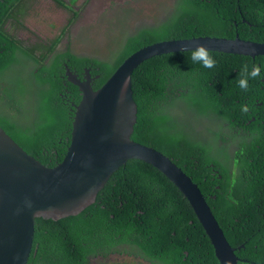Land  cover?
<instances>
[{
	"label": "trees",
	"instance_id": "1",
	"mask_svg": "<svg viewBox=\"0 0 264 264\" xmlns=\"http://www.w3.org/2000/svg\"><path fill=\"white\" fill-rule=\"evenodd\" d=\"M29 1V0H26ZM25 0H0V84L25 59L37 97L27 121L21 115L0 117L5 132L29 156L47 168L63 161L72 129L79 89L65 78V66L82 77L90 69L100 89L137 50L170 40L194 37L235 38L264 43V0H173L170 15L150 26H137L113 64L53 51L67 35L69 23L49 45L25 46L15 33L25 30ZM57 1V0H56ZM75 0H71L74 3ZM71 10L72 8L69 7ZM44 50L43 54L38 52ZM214 67L193 63L180 52L142 64L132 76L137 120L131 139L152 147L192 179L240 264H264V57L211 52ZM260 65V75L239 81ZM66 79V78H65ZM23 87L2 89L12 110ZM174 107L191 112L186 117ZM220 120L231 130H217ZM209 125L210 144L195 131ZM234 144L235 150L227 152ZM237 220L238 222H236ZM154 264H218L204 230L176 185L155 167L130 160L113 174L95 204L57 222L35 220L33 248L27 264H93L125 255V249ZM188 253V256H185Z\"/></svg>",
	"mask_w": 264,
	"mask_h": 264
},
{
	"label": "water",
	"instance_id": "2",
	"mask_svg": "<svg viewBox=\"0 0 264 264\" xmlns=\"http://www.w3.org/2000/svg\"><path fill=\"white\" fill-rule=\"evenodd\" d=\"M196 44L216 52L236 51L237 55L264 57V45L239 40L196 38L156 43L129 59L96 93L89 88L90 78L83 81L73 77L66 66L67 82L82 95L65 156L59 167L52 170L24 153L0 127V264H26L34 220L57 222L81 213L95 203L108 180L129 160L145 162L178 184L204 228L219 264H238L196 186L170 158L130 139L136 115L132 72L142 63L191 51Z\"/></svg>",
	"mask_w": 264,
	"mask_h": 264
},
{
	"label": "rangeland",
	"instance_id": "3",
	"mask_svg": "<svg viewBox=\"0 0 264 264\" xmlns=\"http://www.w3.org/2000/svg\"><path fill=\"white\" fill-rule=\"evenodd\" d=\"M34 1L39 2L32 5L22 21L25 30L15 33L25 46H33L44 41L49 44L52 39L62 33V30L64 31L67 20L71 16V11L58 8L51 0ZM77 6L79 8L84 6L80 10V18L71 28H68V33L57 50L64 51L70 44L69 48L76 56L111 61L110 64H112L117 60L118 52H122L127 39L137 31V26H150L166 18L174 7V1L77 0V3L75 2L73 5L74 9ZM32 69V60L25 59L5 75L2 84H0V117L21 115L25 121L29 119V109L34 104V100L30 96L37 97L33 84L28 83V80L31 79ZM10 85L25 88L22 91L23 95L19 97L21 102L17 107L14 106L15 109H20L19 111L12 110L13 106H10V101L6 97L1 98L2 89ZM172 111L179 117L191 114V112H184L180 107H174ZM195 124V131L203 136L206 135L205 138L210 141V144L219 147L227 146L222 143L221 139L215 141L211 138L212 133L208 131L209 125L205 128L206 123L203 121H196ZM217 127V130H221L225 136L232 133L229 132L231 130L222 120ZM234 150V144L230 146L228 144L227 152ZM125 251V255L111 257L108 261L97 260L93 264H154L137 256L135 250L131 251L126 248Z\"/></svg>",
	"mask_w": 264,
	"mask_h": 264
},
{
	"label": "bare ground",
	"instance_id": "4",
	"mask_svg": "<svg viewBox=\"0 0 264 264\" xmlns=\"http://www.w3.org/2000/svg\"><path fill=\"white\" fill-rule=\"evenodd\" d=\"M53 1H56V0H53ZM87 1V0H86ZM85 6H86V4H85ZM84 7V6H83ZM83 7L82 8H79V10H77V12H76V16L74 17L73 16V12L75 11V10H70L71 11V27L74 25V23L76 22V20L77 19H79L80 18V10H82L83 9ZM173 11V9L171 10V12ZM69 12V11H68ZM171 12H170V14H171ZM169 14V15H170ZM74 22V23H73ZM68 25V24H67ZM70 27V28H71ZM70 31V30H69ZM60 34H62V33H60ZM60 34L58 35V36H60ZM57 36V37H58ZM56 37V38H57ZM55 38V39H56ZM196 38H209V39H217V40H223V41H231V42H236L237 40H239V41H243V42H250V43H254V44H258V45H264V43H258V42H254V41H250V40H245V39H242L241 37H240V35L239 34H237L236 35V37L235 38H232V39H229V38H222V37H194V38H186V39H196ZM55 39H52V40H55ZM178 40H180V39H178ZM170 41H172V40H170ZM166 42H169V41H166ZM41 43H43V44H47V43H45V41L44 42H41ZM50 44V43H49ZM49 44H47V45H49ZM144 49H146V47H144V48H141V49H139V50H137L136 52H134V54L130 57V58H128L124 63H123V65L115 72V74L107 81V83L106 84H108L109 83V81L117 74V72L124 66V64L129 60V59H131L134 55H136V54H138V52H140V51H142V50H144ZM184 52H191V51H184ZM211 52H216V51H211ZM178 54H180V52H178ZM216 54H222V55H228V56H239V57H251V56H243V55H237L236 54V51H220V52H216ZM172 55V54H171ZM83 58H89V57H84V56H82ZM257 57H259V56H255V57H251V58H253V59H256ZM90 59H94V58H90ZM95 60H97V59H95ZM98 61H100V62H103V63H109L110 64V62L111 61H101V60H98ZM113 64V63H112ZM142 64H145V63H142ZM141 64V65H142ZM140 65V66H141ZM259 65V64H258ZM140 66H138L133 72H132V74H131V92H132V76H133V73L140 67ZM258 68H259V66H257ZM71 73V75L73 76V77H76V78H78V79H80L77 75H75V74H73L72 72H70ZM88 78H90V82H89V88H91V90L94 92V93H96V92H98V91H100L106 84H104L100 89H98V90H95L94 88H93V83L96 81V80H98V79H100V77L99 76H97V77H95V78H93L92 77V74H91V72H90V69H88V70H85V72H84V77H83V81H85V80H87ZM81 80V79H80ZM79 92H80V90H79ZM80 95H82L81 94V92H80ZM132 101H133V103H134V105H135V107H136V115H135V123H136V120H137V106H136V104H135V102H134V100H133V93H132ZM78 105V104H77ZM77 105H74L73 104V107H74V115H73V119H72V126H73V121H74V116H75V112H76V108H77ZM134 123V124H135ZM0 127L2 128V126L0 125ZM2 130L5 132V130L2 128ZM72 130V129H71ZM133 130H134V126H133V129H132V133H133ZM6 133V132H5ZM132 133H131V135H132ZM7 134V133H6ZM8 135V134H7ZM131 135H130V139H131ZM9 136V135H8ZM10 137V136H9ZM11 138V137H10ZM12 139V138H11ZM13 140V139H12ZM132 140V139H131ZM14 141V140H13ZM133 141V140H132ZM14 143H15V141H14ZM134 143H135V141H134ZM16 144V143H15ZM136 144H138V143H136ZM17 145V144H16ZM140 145V144H139ZM18 146V145H17ZM142 146H144V145H142ZM19 147V146H18ZM145 147H147V146H145ZM20 148V147H19ZM148 148H152V147H148ZM22 151H23V149L22 148H20ZM152 149H154V148H152ZM154 150H156V149H154ZM156 151H158V150H156ZM24 153H26L25 151H23ZM159 153H161L160 151H158ZM27 154V153H26ZM162 155H164L163 153H161ZM28 155V154H27ZM29 156V155H28ZM165 157H167L166 155H164ZM31 157V156H30ZM31 158H33V157H31ZM34 159V158H33ZM35 160V159H34ZM36 162H38L37 160H35ZM130 161V160H129ZM139 161V160H138ZM128 162V161H127ZM126 162V163H127ZM41 166H43L40 162H38ZM60 165V164H59ZM59 165L58 166H56L55 168H58L59 167ZM175 165V167L183 174V175H185L186 177H187V179L190 181V183L192 184V185H194V186H196V188H197V190L199 191V193H200V195H201V197L203 198V200H204V202H205V205H206V208H207V210H208V212H209V214L211 215V217H212V219H213V221L215 222V224H216V226L218 227V229L221 231V233H222V235H223V237H224V240L226 241V243L228 244V242H227V240H226V238H225V235H224V228L222 229L221 228V226H220V224L217 222V220H216V218L214 217V215H213V213H212V211H211V208L209 207V205H208V203L206 202V199L203 197V195L201 194V192H200V190L198 189V186L196 185V184H194L193 183V181H192V179L191 178H189L188 177V175L183 171V169L182 168H180V167H178L176 164H174ZM125 166V165H124ZM45 169H49V170H52V169H55V168H47V167H45V166H43ZM123 167V166H122ZM121 167V168H122ZM119 170V169H118ZM117 170V171H118ZM158 170V169H157ZM116 171V172H117ZM115 172V173H116ZM162 173V172H161ZM165 175V174H164ZM113 176V175H112ZM166 176V175H165ZM167 177V176H166ZM168 178V177H167ZM111 179V178H110ZM109 179V180H110ZM171 182H173L170 178H168ZM109 180H108V182H109ZM107 182V183H108ZM107 183L105 184V187H106V185H107ZM175 185H176V187L180 190V188H179V186H178V184H176L175 182H173ZM104 187V188H105ZM103 188V189H104ZM103 189H102V191H103ZM101 192V191H100ZM180 192L183 194V192L180 190ZM99 195V194H98ZM184 195V194H183ZM97 198H98V196H97ZM97 198H96V201H97ZM96 201H95V203H96ZM95 203H93V204H95ZM93 204H91L90 206H92ZM190 205V204H189ZM89 206V207H90ZM89 207H87V208H89ZM190 207L192 208V210H193V207H192V205H190ZM86 208V209H87ZM85 209V210H86ZM84 211V210H83ZM82 211V212H83ZM81 212V213H82ZM81 213H79V214H81ZM79 214H77V215H79ZM77 215H73V216H69V217H74V216H77ZM66 218H68V217H66ZM36 219H39V218H36ZM35 219V220H36ZM65 219V218H64ZM35 220H34V234H35ZM236 222H238L237 220H235ZM198 222H199V220H198ZM199 224L201 225V223L199 222ZM201 227H202V225H201ZM202 229L204 230V228L202 227ZM204 233H205V230H204ZM205 236H206V234H205ZM207 237V236H206ZM33 239H34V235H33ZM33 239H32V247H31V252H32V248H33ZM208 239V238H207ZM209 240V239H208ZM209 243H210V245H211V247H212V249H213V253H214V248H213V246H212V244H211V242L209 241ZM228 246H229V244H228ZM230 247V246H229ZM244 247V246H243ZM241 248V247H240ZM239 248V249H240ZM245 248V247H244ZM243 248V249H244ZM230 249L232 250V251H234V253H235V256H236V252H238V251H241V250H243V249H240V250H235V249H232L231 247H230ZM31 252H30V255H31ZM30 255H29V258H30ZM185 256L187 257L188 256V253H185ZM214 257H215V254H214ZM237 257V256H236ZM29 258H28V260H29ZM215 259H216V257H215ZM237 259L239 260V262H238V264H240V259L237 257ZM28 260H27V263H28ZM216 261H217V259H216ZM218 262V261H217ZM26 263V264H27ZM218 264H219V262H218Z\"/></svg>",
	"mask_w": 264,
	"mask_h": 264
},
{
	"label": "clouds",
	"instance_id": "5",
	"mask_svg": "<svg viewBox=\"0 0 264 264\" xmlns=\"http://www.w3.org/2000/svg\"><path fill=\"white\" fill-rule=\"evenodd\" d=\"M60 36H58L57 38H59ZM64 37L62 38V41H63ZM62 41L60 43H62ZM38 45H40V44H38ZM59 45L57 46V48L59 47ZM57 48L55 49V51H53V54H57V52H65L67 50V48H66V50H64V51H58ZM181 51H183V49H181ZM39 52H40V54H42V52H44V50H39ZM74 56H76V55H74ZM78 57L80 58V56H78ZM191 60H192L193 63H200L205 68H212V67H214V65L216 63V61L214 60V58H213V56L211 54V50L208 49L207 47H205L202 44H196L194 46V48H192V50H191ZM65 68H66V66H65ZM244 73H245V78L244 79H241L239 81V86L241 88H245L246 89L247 88V78L249 76L250 77H257V76H259L260 75V69L258 67L257 68H253V70L249 73L247 67L245 66ZM64 80L67 81V79H65V78H64ZM4 88H6V87H4ZM193 214H194V212H193ZM194 216H195V214H194ZM195 218H196V216H195Z\"/></svg>",
	"mask_w": 264,
	"mask_h": 264
},
{
	"label": "flooded vegetation",
	"instance_id": "6",
	"mask_svg": "<svg viewBox=\"0 0 264 264\" xmlns=\"http://www.w3.org/2000/svg\"><path fill=\"white\" fill-rule=\"evenodd\" d=\"M26 1V0H25ZM53 1V0H51ZM39 2V1H38ZM37 1H34V0H29V1H26L27 3V6L25 9H31L32 5L38 3ZM75 2L77 3V0L74 1V3H71V0H57V1H53V3H55L57 5L58 8H61V9H64L66 11H70L71 9L69 7L72 8V10H75L73 12V16L75 17L76 16V12H77V9H79V7L77 6L76 9H74L73 5L75 4ZM71 23V17H69V19L67 20V24ZM74 23V22H73ZM61 35V34H60ZM41 43V42H39ZM82 57V56H80ZM260 67V65H258ZM85 70H88V69H84V72ZM78 76V75H77ZM79 77V76H78ZM83 77H84V73L82 74V77H79L81 80H83ZM262 81L264 82V79H262Z\"/></svg>",
	"mask_w": 264,
	"mask_h": 264
}]
</instances>
